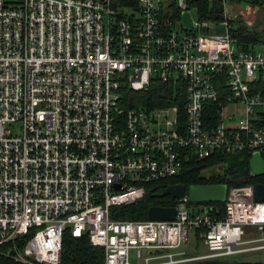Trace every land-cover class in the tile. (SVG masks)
Returning a JSON list of instances; mask_svg holds the SVG:
<instances>
[{"label": "built area", "instance_id": "built-area-1", "mask_svg": "<svg viewBox=\"0 0 264 264\" xmlns=\"http://www.w3.org/2000/svg\"><path fill=\"white\" fill-rule=\"evenodd\" d=\"M213 1L217 20L199 18L196 0H0V255L58 264L66 228L102 246L103 264L264 251L261 180L227 186L222 209L184 194L173 218L109 215L187 159L240 149L264 157V53L236 44L231 18L264 0ZM124 75L134 88L152 75L183 79L184 118L176 104L119 105ZM191 233L206 251L182 246Z\"/></svg>", "mask_w": 264, "mask_h": 264}, {"label": "trees", "instance_id": "trees-1", "mask_svg": "<svg viewBox=\"0 0 264 264\" xmlns=\"http://www.w3.org/2000/svg\"><path fill=\"white\" fill-rule=\"evenodd\" d=\"M198 9L196 15L203 19L217 20L222 18V5L213 0H196ZM260 15L264 18V5H260ZM168 15V12L166 13ZM170 16L173 19L179 17V10L172 9ZM235 22V21H234ZM233 35L236 37V44L242 49L253 48L254 44L264 42V22L262 28L256 25H245L241 20L235 22ZM216 86L222 87L224 80L216 81ZM264 90V83L258 84ZM118 103L124 108L128 107H153L157 105L176 104L180 110V115L184 118V101L186 98V86L183 79L176 81H162L157 76L152 75L149 83L143 88L132 87L126 76L119 77ZM216 103L212 100L204 101V113L208 120L206 124L216 121ZM251 151L240 149L234 152H215L203 158H190L185 160L184 167L177 174L167 175L158 178L145 185L144 194L132 202L114 204L109 207V215L114 218H142L147 216V208L151 204H173L176 197L169 193L151 194L152 191L161 190L169 182H184L185 185L191 182H226L227 186L240 184L249 180H261L264 182V173H249V157ZM187 203L217 205L222 209L223 201L216 200H190ZM211 210V209H210ZM205 260V259H204ZM197 259L194 263H204ZM207 261V259H206ZM229 264H264V259L237 260L235 258L226 260ZM104 250L100 245L92 244L86 234L80 236L73 235L68 228L62 233L61 255L58 264H103ZM190 261L178 262L175 264H189ZM0 264H21L12 258L0 255Z\"/></svg>", "mask_w": 264, "mask_h": 264}, {"label": "water", "instance_id": "water-1", "mask_svg": "<svg viewBox=\"0 0 264 264\" xmlns=\"http://www.w3.org/2000/svg\"><path fill=\"white\" fill-rule=\"evenodd\" d=\"M181 20L184 28L191 25V17L188 11L181 12ZM249 173L261 174L264 173V157L259 150H253L249 157ZM116 186L118 183L115 184ZM227 184L223 181L215 182H191L185 185L184 182H169L161 190L152 191L149 188V193L162 195L169 193L171 196L187 195L190 200H224L226 194ZM255 198H264V182H255ZM176 207L174 204H151L147 208V216L149 218H173ZM204 260V259H203ZM211 262L210 259L204 260Z\"/></svg>", "mask_w": 264, "mask_h": 264}, {"label": "rangeland", "instance_id": "rangeland-1", "mask_svg": "<svg viewBox=\"0 0 264 264\" xmlns=\"http://www.w3.org/2000/svg\"><path fill=\"white\" fill-rule=\"evenodd\" d=\"M260 12H262L261 8H259L258 10H255V11H250L249 13L246 11H240V12L236 11V12H233V15L231 16V18L235 22H237V20H241L245 25H255V24L257 25L258 24V28H262L264 18L259 16ZM217 31H223V30L218 29ZM253 46H254L253 47L254 50L264 53V42L256 43ZM192 205L193 206H201V204H198V203H192ZM182 246L184 248H186V250L189 253L207 250V248L205 247L204 244H202L200 242L199 243L195 242V238H194L192 233L190 234V240L187 241L186 243H184ZM232 258H235V259L240 260V261H243V260L252 261L255 259L263 260L264 259V251H260V252L247 251V252H243V253L234 254L233 256L199 258L201 260H203V259H210L211 260V262H204V263H194L197 259H188L187 261L191 262L189 264H229L228 262H226V260H229ZM181 262H183V261H181Z\"/></svg>", "mask_w": 264, "mask_h": 264}, {"label": "flooded vegetation", "instance_id": "flooded-vegetation-1", "mask_svg": "<svg viewBox=\"0 0 264 264\" xmlns=\"http://www.w3.org/2000/svg\"><path fill=\"white\" fill-rule=\"evenodd\" d=\"M155 191H157V190H155Z\"/></svg>", "mask_w": 264, "mask_h": 264}]
</instances>
